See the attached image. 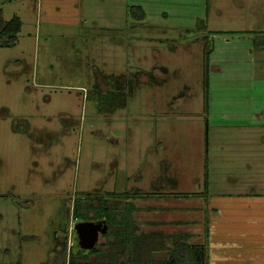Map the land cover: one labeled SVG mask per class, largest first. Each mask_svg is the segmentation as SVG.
<instances>
[{
  "label": "rangeland",
  "instance_id": "rangeland-1",
  "mask_svg": "<svg viewBox=\"0 0 264 264\" xmlns=\"http://www.w3.org/2000/svg\"><path fill=\"white\" fill-rule=\"evenodd\" d=\"M0 11L20 23L0 47V263L67 264L74 196L138 191L154 196L134 201L138 232L187 235L207 264H264V0ZM204 180V199L173 197Z\"/></svg>",
  "mask_w": 264,
  "mask_h": 264
},
{
  "label": "trees",
  "instance_id": "trees-1",
  "mask_svg": "<svg viewBox=\"0 0 264 264\" xmlns=\"http://www.w3.org/2000/svg\"><path fill=\"white\" fill-rule=\"evenodd\" d=\"M134 9L139 10L140 8ZM132 16L138 20L144 19L143 13H140L138 17ZM19 29L20 23L17 19L5 22L0 11L1 48L13 47ZM206 194H208L207 183L204 180L200 194H180L173 195V197L204 199ZM74 197L71 210L72 220L104 222L107 226V233L101 235V238L105 239L104 247L97 244L93 250L81 249L75 254L70 253L67 264H207L205 246L189 243L187 235L169 237L159 235L157 237L138 232L132 216L141 210L134 205V201L146 197L154 198V196L138 191H112L103 196L89 192ZM147 210H152V208ZM157 252L161 253V256L155 258L153 255ZM13 264L20 263L17 261Z\"/></svg>",
  "mask_w": 264,
  "mask_h": 264
},
{
  "label": "water",
  "instance_id": "water-1",
  "mask_svg": "<svg viewBox=\"0 0 264 264\" xmlns=\"http://www.w3.org/2000/svg\"><path fill=\"white\" fill-rule=\"evenodd\" d=\"M73 230L78 240V246L82 250H93L98 243V237L107 233L104 222H77Z\"/></svg>",
  "mask_w": 264,
  "mask_h": 264
},
{
  "label": "crops",
  "instance_id": "crops-1",
  "mask_svg": "<svg viewBox=\"0 0 264 264\" xmlns=\"http://www.w3.org/2000/svg\"><path fill=\"white\" fill-rule=\"evenodd\" d=\"M136 16L138 17V15H136ZM140 21H142V20H140ZM263 142H264V141H263ZM262 146H264V144H263ZM256 162H258V161L256 160ZM259 162H260L261 164H264V158L260 159ZM209 184H210V181H209ZM209 186H210V185H209ZM209 186H208V188H209Z\"/></svg>",
  "mask_w": 264,
  "mask_h": 264
},
{
  "label": "flooded vegetation",
  "instance_id": "flooded-vegetation-1",
  "mask_svg": "<svg viewBox=\"0 0 264 264\" xmlns=\"http://www.w3.org/2000/svg\"><path fill=\"white\" fill-rule=\"evenodd\" d=\"M99 237H101V236H99ZM0 256H12V254H10L9 252L8 253L3 252V253L0 254Z\"/></svg>",
  "mask_w": 264,
  "mask_h": 264
}]
</instances>
